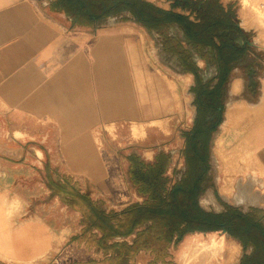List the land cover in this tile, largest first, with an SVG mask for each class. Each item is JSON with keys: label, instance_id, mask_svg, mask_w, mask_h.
Instances as JSON below:
<instances>
[{"label": "crops", "instance_id": "0c3cea01", "mask_svg": "<svg viewBox=\"0 0 264 264\" xmlns=\"http://www.w3.org/2000/svg\"><path fill=\"white\" fill-rule=\"evenodd\" d=\"M147 1L164 10L175 12L177 7L172 5L174 0L167 3ZM66 11V0H0V127L8 124L5 136H9L10 131L12 137L89 139L100 125L118 118L125 109V95L117 101L110 98L111 90L120 94L127 88L124 80L126 73L116 68L122 65V61L113 58L120 56L115 52L124 49L128 31L142 36L144 26L140 23L142 27H137L138 22L118 17H106L97 22L74 21ZM155 36L159 38L158 33ZM179 43L183 45L182 41ZM160 45L165 52L168 51L162 42ZM224 52L211 48L208 52L206 49L203 52L192 51L202 89L213 85L217 76L223 74L221 58H229V63L238 62L234 65L238 68L229 73L224 88L223 119L215 131L214 136L218 132L215 140L221 137L224 149L229 143L231 149L238 147L243 152L252 153L253 159L264 166V57L254 46L246 52L236 51L234 55L228 56ZM195 53H198V58H195ZM241 57L245 59L246 68L239 64ZM177 62L185 80L193 76L183 71L178 59ZM208 68L211 74L207 73ZM245 73L248 74L246 79ZM237 80L239 90L234 92L233 84ZM194 82L193 76L189 91ZM235 103L241 108L237 109L235 125L229 126L227 131L224 129L226 109ZM36 126L40 127L41 133L32 132ZM37 152L40 153V150L37 149ZM146 152H151L153 157V151ZM84 165L93 178L106 173L92 150H89ZM238 177L241 181L237 189L250 180L252 193L255 194L254 203L246 208L256 206L264 209V176L256 171L255 174ZM1 209L0 218L3 217ZM47 210H53L54 214L59 211L58 216H62L57 205ZM39 222L37 226L24 223L13 231L1 218L0 264H46L39 257L58 246L59 239H63V226L60 224L57 230L50 220L43 222L40 219ZM199 235L203 236L201 232H196L185 240L179 258L186 245L193 243ZM232 242L235 250L229 246V256L239 251V245ZM142 253L145 251L138 252L135 264H143L139 258Z\"/></svg>", "mask_w": 264, "mask_h": 264}, {"label": "rangeland", "instance_id": "374dc122", "mask_svg": "<svg viewBox=\"0 0 264 264\" xmlns=\"http://www.w3.org/2000/svg\"><path fill=\"white\" fill-rule=\"evenodd\" d=\"M156 1L167 3L169 0ZM218 1L225 8L230 6L233 13L232 19L239 25L241 23L242 26H240L254 42V48L258 49L260 55L264 57V43L262 46L259 45L261 38L264 37V0H248L247 4H243V0ZM175 12L188 15L193 20L197 18L190 10L180 6L175 7ZM136 24L137 27H142L140 23ZM129 32L124 49H121L119 53L115 52L120 56L113 58V60L122 61V65L116 68L126 73L124 80L127 88L120 91V94L116 90L110 91V98L116 101L125 95V109L118 118H112L100 125L92 137L89 139L12 137L10 131H8L9 136H5L6 128L9 127L8 124L1 123L0 208L3 210L1 218L4 223L12 227L13 231L24 223L37 226L40 219L43 222L50 220L57 230L60 224L63 226V239H59L58 246H54L39 257L42 263L75 264L87 262L85 261L87 258L89 260L103 258L101 251H96L93 246L90 247L87 244L89 236L97 231L83 233L84 224L81 213L70 208L57 195H54L50 182L56 183L63 177H68L71 183L77 184L79 192L87 194L92 200L101 201L107 211H120L144 199L137 193V188L129 176L130 162L127 158L130 154L136 155L145 163H150L155 154L169 153L171 162L166 172L170 179L169 186L176 178L173 169L183 170L184 168L183 136L184 132L190 128L194 115V95L189 91L193 76L190 75L189 79L185 80V74L179 71L177 59L162 49L161 39L160 37L159 40L157 39L155 32L144 27L142 36ZM170 34L182 41L187 49L196 52L180 26L172 24ZM194 55L198 58V53ZM207 73L211 74V69L208 68ZM36 127L32 132L41 133L40 127ZM132 128L137 130V135L133 136ZM142 131H145L144 134ZM217 135L218 132L215 136L213 135L210 146L213 187L223 200L245 209L249 204L254 203L255 194L252 193L250 180L237 189L236 186L241 181L238 175L245 176L247 173L255 174V172L245 171L243 174H234L231 178L235 189L233 194L228 196L222 193L220 185L225 177L223 162L213 151ZM225 146V150H231V144L228 143ZM89 150L95 153L104 171L106 170V173L99 178H93L84 165L88 160ZM146 151H153V157L151 152ZM148 154L152 159H148L150 158ZM211 190L200 200V204L206 209L211 207L217 209L219 206ZM55 205L60 207L61 217L58 216L59 211L54 214L53 210H47ZM193 233L185 234L177 245L170 246L168 255L165 257L167 261L164 263L161 261L154 263V255L148 251L142 253L139 258L143 264H182V253L179 258L181 247ZM202 234L203 236H196V240L188 244L191 246L188 249L189 255L196 250L194 245L197 242L209 241L210 235H214L216 241H224L223 250L220 256L213 258L211 253L206 251L204 255H198L188 264L238 263L242 254L238 241L222 230ZM232 241L239 245V251L238 254L229 256L228 247L234 245ZM137 256L138 253L135 256V262ZM26 264H34V262Z\"/></svg>", "mask_w": 264, "mask_h": 264}, {"label": "trees", "instance_id": "16d2710c", "mask_svg": "<svg viewBox=\"0 0 264 264\" xmlns=\"http://www.w3.org/2000/svg\"><path fill=\"white\" fill-rule=\"evenodd\" d=\"M174 6L195 12L200 21L196 23L188 15L164 10L147 0H66V14L74 21L97 22L106 17H118L141 23L146 29L158 33L164 49L177 57L184 72L196 77L197 85L192 92L210 98L214 91L201 88L199 68L192 59V52L170 34V27L172 24L180 26L197 52L205 49L208 52L210 48L220 51L214 38L219 30L230 25L233 13L230 6L225 8L218 0H174ZM234 52L235 49L230 47L223 54L229 56ZM221 59L222 73L225 74L229 58ZM198 144V139L190 142L185 150L186 165L183 170L173 169L176 178L170 186L166 175L171 162L169 153H157L150 163L130 155L129 176L137 193L144 199L120 211H107L101 201L79 192L77 184L71 183L68 177L50 182L52 193L81 213L83 233L97 231L89 236L87 244L101 251L103 258L75 264H135L139 251L153 254L154 263H164L170 246L177 245L185 234L218 230H224L243 246L244 252L237 264H264V209L250 207L242 211L222 202L217 193L215 197L223 205L222 212L207 210L200 205V196L209 181L204 183L212 176V168L210 144L207 142L205 149ZM249 247L250 252H246Z\"/></svg>", "mask_w": 264, "mask_h": 264}, {"label": "flooded vegetation", "instance_id": "af4514ba", "mask_svg": "<svg viewBox=\"0 0 264 264\" xmlns=\"http://www.w3.org/2000/svg\"><path fill=\"white\" fill-rule=\"evenodd\" d=\"M192 13H194V15L196 16L195 12H192ZM190 20H192L196 23L200 21L198 18H196L195 20H193V19H190ZM231 23H229L230 25L228 27L223 28L217 32V37L214 38V42L216 43V46L221 48L220 52L227 51L230 47H233L235 49V51H245L246 52L247 49L252 48L254 46V45L250 46L248 44L249 42H251V37L248 36L246 34V32L241 28V26H242L241 23H240V25H241L240 26L233 19L231 20ZM238 35L242 36V38H243L242 44L237 39ZM241 60L243 61V63H241L242 61L239 62L240 66L241 67L243 66V68H246L247 65L245 63V59L242 58ZM235 64L238 65V62L229 63L228 64L229 67H228V70H227L225 76H222L223 74L218 75L217 81L213 85L206 87L207 90H209V91L213 90L214 91L213 92L214 96L211 95L210 98H208V95L198 96L197 94L192 92L191 89L196 87V85H197L196 84V77L193 75L195 82H194V86L192 88H190V92L193 93V95H194V99H193L194 115L192 118V123H191L190 128L186 132H184V136H183L184 146L182 148V156H183L184 167L186 165L185 150L189 146L190 142L194 141L195 139H198V141H199L198 145L200 148L205 149V145H207V142L211 146V141H212L213 135H214L215 131L217 130L219 124L222 122V119H223L222 118L223 117V109H224V104H225L224 103V101H225V90H224V88H225L226 82L228 80L229 73H231L232 71H235V68H238V67H234ZM243 75H244V79H246L248 76V74H246V73ZM215 97H216V100H213ZM219 118H221V122H218ZM215 125H216V130L214 131L213 128ZM209 149H210V147H209ZM153 160H154V158L152 159V161ZM209 163H210V166L212 168L211 154H210ZM208 181H209V185L206 188V190L203 192V194L200 196V200L204 197V195L208 191H210V189H212L211 192L214 195V198H215L219 208L215 209L214 207H211L209 209H213L216 212L220 213L224 210V208H223V205L220 202H218V200L215 197V193H217V192L215 191V189L213 187L212 176H210L207 179V182H205L204 184H206V183L208 184ZM233 191H234V187H233ZM224 194H226V193H224ZM232 194H233V192L230 194H226V195L231 196ZM217 195H218V193H217ZM219 198L222 202L227 203L233 207H238L242 211H246L250 207H256V206H249L248 208L244 209L243 207H241L239 205L232 204V203H229L228 201L223 200L220 196H219ZM209 209H207V210H209ZM222 231L226 234V232L224 230H222ZM240 248H241L242 254H243L244 250H243V246L241 245V243H240ZM250 250H251V247H249L246 252H250ZM242 254H241V256H242Z\"/></svg>", "mask_w": 264, "mask_h": 264}, {"label": "bare ground", "instance_id": "6f19581e", "mask_svg": "<svg viewBox=\"0 0 264 264\" xmlns=\"http://www.w3.org/2000/svg\"><path fill=\"white\" fill-rule=\"evenodd\" d=\"M243 2H244L243 4H247L248 0H243ZM253 9H254V5H253ZM258 13H260V12L258 11ZM261 13H263V12L261 11ZM263 43H264V37L261 38L259 45L262 46ZM238 90H239V82L237 80L233 84V91L237 92ZM242 104H244V102ZM239 106H241V105H238V104L235 103V104H233V106H231V107L226 109L227 122L224 125V129L225 130H227L229 128V126H231L234 123V121L236 120V119L234 120V118L236 116L237 109L239 108ZM259 112H260V110H259ZM242 113H244V112H242ZM251 115H253V114H251ZM247 117H248V115H247ZM156 124H158V123L156 122ZM160 125H161V123H160ZM233 125H235V124H233ZM136 131L137 130L133 129V131H132L133 132V136L137 135ZM144 132H143V134H144ZM220 138L215 140V145H214L213 151L221 159V162H223V171H224L225 177L223 178V180L221 182L220 190H221L222 193H226V194H230L231 193V191L233 189L231 178H232V176L234 174H243V173H245V171H250V172H256L257 171L260 176H264V166L263 165H262L263 167L260 166V164L255 161L256 159H253L252 153L243 152L238 147H234L230 151H227V150H225L222 147ZM238 144H237V146H238ZM149 157L151 158L150 155H149ZM259 158H261V157H259ZM262 162H264L263 159H262ZM223 244H224L223 240L216 241L215 238H214V235H210V240L209 241H207V242H203V241L197 242V244L194 245V247H196V250H194L192 253H190V255L188 254V249L191 248V246H189L190 244L186 245V247L182 251V260H183L182 264H188L190 262V260L196 258L198 255H204V253L206 251H209L211 253V258H213V257H215V256H217V255H219L221 253V251L223 250ZM234 249H235V247L233 246L232 250H234Z\"/></svg>", "mask_w": 264, "mask_h": 264}, {"label": "water", "instance_id": "95a60500", "mask_svg": "<svg viewBox=\"0 0 264 264\" xmlns=\"http://www.w3.org/2000/svg\"><path fill=\"white\" fill-rule=\"evenodd\" d=\"M237 39H238V41L242 44V42H243V38H242V36L238 35V36H237ZM248 44H249L250 46H251V45L253 46V45H254V42L251 41V42H249Z\"/></svg>", "mask_w": 264, "mask_h": 264}, {"label": "built area", "instance_id": "2783aa9c", "mask_svg": "<svg viewBox=\"0 0 264 264\" xmlns=\"http://www.w3.org/2000/svg\"><path fill=\"white\" fill-rule=\"evenodd\" d=\"M263 6H264V1H263Z\"/></svg>", "mask_w": 264, "mask_h": 264}]
</instances>
